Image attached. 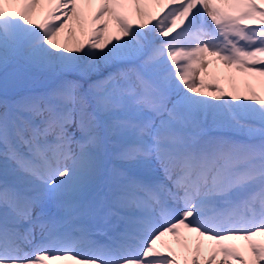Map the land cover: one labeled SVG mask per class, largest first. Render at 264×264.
Returning a JSON list of instances; mask_svg holds the SVG:
<instances>
[{
  "label": "snow or ice",
  "instance_id": "snow-or-ice-1",
  "mask_svg": "<svg viewBox=\"0 0 264 264\" xmlns=\"http://www.w3.org/2000/svg\"><path fill=\"white\" fill-rule=\"evenodd\" d=\"M56 261L264 264V0H0V264Z\"/></svg>",
  "mask_w": 264,
  "mask_h": 264
},
{
  "label": "bare ground",
  "instance_id": "bare-ground-1",
  "mask_svg": "<svg viewBox=\"0 0 264 264\" xmlns=\"http://www.w3.org/2000/svg\"><path fill=\"white\" fill-rule=\"evenodd\" d=\"M221 84L225 87V89H228L230 86L228 84V82L224 79H221ZM252 83L255 85L256 84V81L255 80H252ZM241 87H243V85L241 84ZM54 264H68V262H65V261H56L54 262Z\"/></svg>",
  "mask_w": 264,
  "mask_h": 264
}]
</instances>
